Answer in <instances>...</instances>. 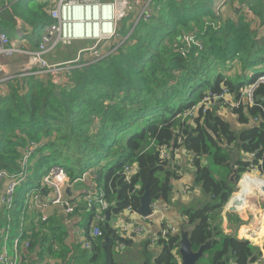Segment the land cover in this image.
I'll return each mask as SVG.
<instances>
[{
	"label": "trees",
	"instance_id": "trees-1",
	"mask_svg": "<svg viewBox=\"0 0 264 264\" xmlns=\"http://www.w3.org/2000/svg\"><path fill=\"white\" fill-rule=\"evenodd\" d=\"M26 1L15 6L22 17ZM212 1L152 0L154 13L149 19L129 13L117 31L124 42L113 45L100 60L74 63L60 77L65 83L55 85L49 75H32L23 84L11 82L0 97V169L18 170L27 143L45 137L48 141L37 153H53L48 159L41 157L36 168L57 159L55 154L63 155L65 161H60L68 177L73 180L93 173L92 180L103 189L112 216H117L127 208L136 212L145 184L152 202L169 199L171 183L179 178L177 165L173 158L161 161L158 152L164 145L173 151L181 137L183 147L192 154L193 186L200 192L199 198L182 209L183 229L190 230L193 251L210 242L197 264H264L258 247L236 238L242 222L234 214L227 215L230 233L225 234L221 226V213L242 175L256 167L264 176V86L254 91L253 105L242 102L228 110L242 125L240 130H234L212 107L184 117L207 93H218L222 86L235 99H242L239 89L254 83L261 73L241 84L226 79V65L237 56L243 70L264 65V35L251 28L250 15L222 20L212 11ZM241 3L264 24L263 0ZM47 10L46 3H37L34 10L29 9L31 20L39 18L46 27L52 22ZM4 11L10 21L12 15ZM3 24L1 20L0 29ZM184 34H192L196 43L183 56ZM235 149L245 159L235 162L237 174L231 182L230 155ZM126 165L139 169L129 183L122 175ZM34 176L25 188L32 185ZM248 179L260 189L261 182L248 176L241 181V189L250 191ZM80 216L88 241L83 245L89 248L74 239L65 244L67 226L50 220L43 225L47 232L31 235L28 252L36 255L22 264H117L116 244L134 246L131 239L120 238L111 223L98 225L102 237H91L92 213ZM178 236L159 239L157 255L151 250V238H145L136 251L141 260L136 264H178Z\"/></svg>",
	"mask_w": 264,
	"mask_h": 264
},
{
	"label": "built area",
	"instance_id": "built-area-1",
	"mask_svg": "<svg viewBox=\"0 0 264 264\" xmlns=\"http://www.w3.org/2000/svg\"><path fill=\"white\" fill-rule=\"evenodd\" d=\"M113 1V4L105 0L97 4L92 3L91 0H59L53 3L47 10V15L52 22L43 28L36 49L31 52L14 47L7 35L0 32V97L4 96L8 90L6 86L8 78L5 74L4 65L1 62L2 58L9 59L15 55H23L26 70L19 74L35 75L43 78L49 75L52 83L55 85L65 83L66 81V79L61 80L59 76L61 65L74 64L79 61L89 63L102 59L105 56L102 48L107 47V42L117 36L120 21L127 17L129 13H132L134 6L137 5V2H133L132 4V2H127L126 0ZM215 12L220 14L217 10ZM141 16L145 17V12L142 15L139 14V17ZM149 18V14H147L144 20ZM84 40H91L92 43L78 51L77 59L64 64L50 65L48 63L46 57L56 47ZM182 42L184 47L181 48L180 53L184 56L190 46L196 42L192 34H184ZM259 86H264V74L258 76L254 83L240 90L242 93L241 100L235 99L228 88L222 86L218 93H207L196 106L191 107L184 113V117H194L198 111L202 110L205 112L216 103L222 109L225 107L236 108L242 102L253 105V94ZM254 121L256 122L257 119H254ZM41 144L43 145L41 141H29L27 143L21 152L18 170L9 171L7 169H0V236L5 235L3 247L0 249V264H22L28 261V256H31L28 252L31 246L30 237L34 231L39 232V230L27 229L25 227V217L27 214L33 213L37 222L45 224L51 216H59L64 219L76 216L77 219H80L79 216L81 214H89L91 212L92 226L90 225L89 229L90 236L93 238L103 236L101 229L95 223L105 221L104 212L109 208V204L105 200L103 189L92 180V176L89 177L90 184L88 188H85L83 185L86 183V177H79L72 182L62 167L53 166L47 170L46 174L38 182L25 188L28 178L33 176L34 163L38 156L39 145ZM181 150H183V140L177 141V148L173 151L169 146L164 145L159 148L158 152V157L161 161H168L173 156L177 165L176 173L178 177L180 159L176 157ZM192 160L193 158H190L189 162L192 163ZM138 171L139 169L135 165L124 166L122 170L124 181L129 183ZM251 172L257 173L264 181V176L258 174L256 167H253L249 171V173ZM244 176L249 175L245 173ZM242 180H240V183ZM75 184L80 185L81 188L76 190ZM23 188H25L22 192L24 203L17 209L14 195ZM95 188H99L100 190H94ZM67 189L71 191L72 195H67ZM78 191H83L85 194L80 195L77 193ZM155 203L152 208L153 216L142 219L143 221L153 219L155 214H160V210L157 209ZM77 209H80V211ZM6 213H14L18 215V218H4ZM125 213L136 215L129 208L126 209ZM117 219L118 222H116L113 228L120 238L131 239L144 233L142 227H135L133 226L134 223L126 222L123 215L118 216ZM20 220H22V233L18 234L16 224ZM263 223L264 208L258 214L256 223L245 229V234L252 238L264 236ZM236 232H240V229H237ZM176 233H178V229L172 227L162 217L160 229L156 234L158 236L150 237L151 243L153 245L159 239L166 240L168 239V235ZM78 235L79 232L77 231L76 236ZM87 243V238L84 236L80 244L84 248H89V245H83ZM252 243L255 244L256 241ZM54 248L56 249V247ZM125 248L122 242H118L115 246L117 252ZM35 255L36 252L33 253V256ZM260 260L264 262V251H262ZM47 263L53 264L50 261ZM35 264L44 263L36 261Z\"/></svg>",
	"mask_w": 264,
	"mask_h": 264
},
{
	"label": "crops",
	"instance_id": "crops-1",
	"mask_svg": "<svg viewBox=\"0 0 264 264\" xmlns=\"http://www.w3.org/2000/svg\"><path fill=\"white\" fill-rule=\"evenodd\" d=\"M21 1L22 0L20 1L19 0H0V21L1 20L4 21V24H3L4 29L1 28L0 32H3L7 35V37L10 39L14 47L19 48L26 52H31L36 49L37 42L39 39V33L37 35H34L36 32V28L46 25L47 23H45L39 18L38 20H31L30 15L27 16L25 13L23 14L24 15L23 17L20 16L21 11L18 8H15V6ZM56 1L57 0H49L46 2V0H40L39 4L46 3L47 8H48ZM214 2H217V3H214ZM146 4L148 5L147 7L149 8V10L151 11L149 13V17H151V15L154 13V11L150 9L152 0H147V2L145 1L144 5ZM212 4L218 6L216 10L219 11L222 20L230 19V20L235 21V19L240 15L242 16L244 14L250 15L251 28L254 31L258 32V35H264V24L259 23L258 19L250 11V8L245 5L246 3L242 4L241 0H213L211 5ZM4 10H8L9 14L12 15V18L10 19V21H7L8 15L6 14V11ZM134 11L135 10H133V12ZM136 15L138 17L139 14H136ZM29 30H33L34 33L33 31H29ZM35 36H37V41H35ZM78 43L80 42L75 43V46L77 49H83L86 47V46L85 47L82 46L83 47L82 48L80 46L81 43L80 44ZM60 50H62V47H60ZM55 52H52L47 56V57L50 56L49 57L50 63L53 62L51 60V57H53ZM64 54L65 56L60 55V57H57V60H60L62 59V57H65V60L67 59V61L64 63H67V62L72 61L75 56V52L72 49H66L64 51ZM15 59H19V61H13ZM1 62L4 65L5 74H6V77L8 78V81L6 82L7 87L9 86L11 82H14V80L19 81L21 84H23L24 79L32 76V75H21V74L17 75L16 73L17 66H24L25 59L23 55L21 56L15 55L9 59L2 58ZM57 63H60V62H57ZM12 65H15L16 67V71L14 73H10ZM52 65H55V64H52ZM70 68L71 66L62 67L60 69L61 72L59 76L63 78L65 75H67L66 72ZM225 69L226 70L223 72V75L225 76L226 79L232 80L233 83H235L238 79L243 78L245 76L251 77L254 75H259L260 73L264 74V65L262 64L259 65L257 68L243 70L242 63L240 59L238 58V56L232 62L227 63ZM56 77L58 76L56 75ZM246 87L248 86H244L240 88L239 90H242ZM244 103L247 104V102H244ZM216 113L217 115L221 116L225 120L229 121L232 124V127L234 130H240L243 128L242 125H240L237 122L236 117L233 114H230L228 110H223L222 108H220ZM41 142H42V139H41ZM186 154L187 152L184 149L179 151V153L177 154L176 158L180 159L179 167H178L179 168V178L172 181L171 183V194H170L169 199L167 201L160 200L155 203L156 207H158L157 209L160 210V214H155V217L153 219H150L147 221H143L137 214L135 215L132 213L129 214V213L122 212L121 214L117 216H112L111 221L109 222L112 224V226H115L117 217L123 215V218L126 222L134 223L133 226L141 225L144 228V233L142 235L134 236L131 238V241L133 242V245L136 246L137 250L138 249L140 250L139 245L145 238L153 237L155 233L157 234L161 226L162 217L165 218L172 227L179 229L180 225L186 221L184 216L182 215L183 207L192 203L194 198L200 197L199 190L193 186V173H192L193 167H192V163L189 162L190 158L187 159ZM205 162L206 161H204V163ZM183 166L185 167V170H182ZM251 173H254V172H251ZM89 177H91V174L89 175ZM248 177L253 178L251 176H248ZM259 180L263 181L262 179H259ZM248 183H249L250 191L245 192V193H241L240 191L239 193L236 194L234 198L235 201H239L241 203V206H238L235 212H229L228 210L229 206H227L229 202L226 204L225 208L223 209L221 213V218H222L221 226L225 234L230 233L231 226L228 221L227 215L230 213L234 214L242 222V224L238 228L240 229V232L235 233L236 238L238 240L248 241L254 247H258L262 255V251H264V236L259 237V238H252L248 236L247 234H245V229L248 228L250 225L256 223L258 214L264 208V193H262V191L259 188H257V186H254L253 179H248ZM89 184H90V181L88 178L86 180L85 186L88 187ZM253 188L257 189L259 193H250ZM79 192L81 191H78L77 193L80 194ZM248 194H250L249 197H248ZM26 218H27V225L29 221L31 220L33 221V226L30 229L39 230V232L42 231V229H44L43 232H47V229L43 227L44 224L37 222L33 213L27 214ZM57 218H60L61 223L67 226V229L69 231V237H68L69 243H72L75 240L77 230L80 228L79 226L85 220L83 219L82 216H80V219H77L76 216L70 217L68 219H64L59 216H51L47 223H49L50 220L51 221L55 220L57 222ZM91 222H90V225H91ZM39 232L34 231L33 233H39ZM255 241L256 243L253 244L252 242H255ZM151 250L153 251L154 254L157 255L160 251V246L157 243H155L151 245ZM259 259H261V256ZM137 261L138 262L141 261L139 257H137ZM135 262H136V258L134 261H131L130 264H133Z\"/></svg>",
	"mask_w": 264,
	"mask_h": 264
},
{
	"label": "rangeland",
	"instance_id": "rangeland-1",
	"mask_svg": "<svg viewBox=\"0 0 264 264\" xmlns=\"http://www.w3.org/2000/svg\"><path fill=\"white\" fill-rule=\"evenodd\" d=\"M47 1H49V0H46V2ZM58 1V0H57ZM104 0H91V2L92 3H94V4H97V3H99V2H103ZM105 1H107L108 3H111V4H113L114 3V1L113 0H105ZM127 2H132V4H133V2H137V5L136 6H134V12L132 13L133 15H136V14H140V15H142L144 12H145V17H146V15L147 14H149L151 11L149 10V8L147 7L148 5H144V2L146 1L147 2V0H126ZM39 3L40 2V0H27L24 4H23V9L25 10V14L27 15V16H29L30 15V11L31 10H34V8L37 6V3ZM145 6V7H144ZM29 9H30V11H29ZM213 11V10H212ZM214 12V11H213ZM136 17H137V15H136ZM123 20V19H122ZM121 23V22H120ZM119 26V25H118ZM29 31H33V30H29ZM40 31H42V29H41V27H38V28H36V32H35V34L34 35H37V33H39ZM33 33H34V31H33ZM124 40H125V38H122L121 36H116V37H114L113 39H111L110 41H108L107 42V47H103L102 48V52H106L107 50H110V48L113 46V45H115V44H122L123 42H124ZM76 43V42H75ZM75 43H72V44H70V45H72V46H70V45H68V46H60V47H62V50H60V47H56L55 49H54V51L53 52H55L54 53V55H53V57H51V60L53 61L52 63H50L49 61H50V59H49V57H47V61H48V63L51 65V64H64V62H66L67 61V59L65 60V57H62V59H60V60H57V57H60V55L62 56H65V54H64V51L66 50V49H72L74 52H75V56H74V58H73V60H75V59H77V53H78V51H80V49H77L76 48V46H75ZM81 43V47L82 46H88V45H90L91 43H92V41H90V40H87V41H82V42H80ZM80 43H78V44H80ZM83 48V47H82ZM78 50V51H77ZM63 60H65V61H63ZM72 60V61H73ZM13 61H19V59H15V60H13ZM57 62H60V63H57ZM19 64H20V62H19ZM65 66H75L74 64H68V65H61V67L60 68H62V67H65ZM24 70H26L25 69V67L24 66H17V75L19 74V73H21L22 71H24ZM16 71V67H15V65H12V67H11V70H10V73H14ZM249 78H250V76H245V77H243V78H240V79H238L237 81H236V84H241V83H245V82H247V81H249ZM51 137H54L55 138V136L53 135V136H51ZM47 139H45V137L42 139V143H47ZM44 144V145H45ZM44 145H39V149H38V151L40 150V148H42ZM183 149L186 151V149L183 147ZM187 152V154H186V157H187V159L188 158H192V156H191V153H189L188 151H186ZM53 152H51V153H44V154H42V155H38L37 157H36V159H35V163H34V172H33V175H34V173H35V176H34V178H33V180H32V183L31 184H35L36 182H38L45 174H46V172H47V170L49 169V168H51V167H53V166H57V167H63V163L60 161V160H62V161H65V159H64V156L63 155H60V154H55V156H56V158L58 159H52V160H50V161H47L46 163L44 162L43 163V165H41V166H39V168H36V165H37V163H38V161H39V159L41 158V157H45V159H48V158H50V156H51V154H52ZM188 154H189V156H188ZM182 170H185V167L183 166V168H182ZM91 174V173H90ZM90 174H88V173H85L84 175H82V176H80V177H86V179H88L89 178V175ZM246 174H248L249 176H251V177H253V178H257V179H262L263 180V178H261V177H259L258 175H255V174H257V173H246ZM245 176H244V174L242 175V177H241V179L240 180H242V178H244ZM79 178V177H78ZM77 179V178H76ZM76 179H73V180H71L72 182L73 181H75ZM85 188H88V187H86L85 186V184L83 185ZM241 186H240V181L237 183V185H236V192L234 193V194H237V193H239L240 191H242V193H245V190L244 189H241L240 188ZM79 188H81L80 187V185H78V184H75V189L76 190H78ZM250 193H259V191L257 190V189H255V188H253L252 189V191L250 192ZM250 196V194H248V197ZM14 200H15V203H16V208L17 209H19L22 205H23V203H24V197H23V194L21 193V191H18L15 195H14ZM158 208V207H157ZM116 222H118V219H117V221ZM57 223H61V221H60V218H57ZM85 225V223L84 222H82L81 223V225L78 227L79 229L77 230L78 232H79V235L78 236H75V240L77 241V244H80V242H82L83 241V238H84V226ZM16 226L18 227V229H17V233L18 234H20V233H22V230H21V227H22V220H20L19 222H17V224H16ZM33 226V221L31 220V221H29L28 222V225H27V218L25 217V227L27 228V229H30L31 227ZM35 230V229H34ZM50 235V234H49ZM154 236L156 237V233L154 234ZM1 237V236H0ZM3 243H4V238H0V249H2V247H3ZM65 244H69V239H68V237L65 239ZM9 251H10V248H9ZM137 251V249H136V246H132V247H130V248H125L124 250H121V251H115L116 252V256H115V258H116V262H117V264H126L127 262H129L128 264H130V262L131 261H134L135 260V258H136V262L135 263H137L138 261H137V253L138 252H136ZM31 256H28V259L27 260H29V258L30 257H32L33 256V252H31V253H29ZM135 263H133V264H135Z\"/></svg>",
	"mask_w": 264,
	"mask_h": 264
},
{
	"label": "water",
	"instance_id": "water-1",
	"mask_svg": "<svg viewBox=\"0 0 264 264\" xmlns=\"http://www.w3.org/2000/svg\"><path fill=\"white\" fill-rule=\"evenodd\" d=\"M135 27V24L132 28L131 31H133ZM89 46V45H88ZM55 95H58L57 92H55ZM220 109V106L218 103L212 105V110L217 112ZM191 137V132L188 134V136L186 137V139L184 140V144L186 145L189 141ZM173 156H171L170 159H172ZM240 159V160H244L245 156L243 154H240L238 152L237 149H235L234 151H232L231 155H230V161H231V169H232V175L230 176L229 180L232 182L237 174L236 169L234 168V164L235 162ZM249 173V171H248ZM93 175V173H91V176ZM143 194L139 197V206L136 210V214L141 218V219H146L151 217V215L153 214V206L155 202H152V199L149 197L148 194V190H147V184L144 185L143 187ZM67 195H72L71 191H69L68 189L66 190ZM234 195L236 194H232L231 198L229 199V204L227 206L229 212H235L238 206H241V203L239 201H235L234 200ZM104 216H105V223L108 224L111 221L112 218V208H108L105 212H104ZM183 225L184 223H182L178 229V248H177V255L178 257H176L178 264H197V262L199 260H201L204 256V249L207 248L210 244V242L205 243L204 245L200 246L199 249L197 251H193L192 250V245L189 239V231L190 230H184L183 229Z\"/></svg>",
	"mask_w": 264,
	"mask_h": 264
},
{
	"label": "bare ground",
	"instance_id": "bare-ground-1",
	"mask_svg": "<svg viewBox=\"0 0 264 264\" xmlns=\"http://www.w3.org/2000/svg\"><path fill=\"white\" fill-rule=\"evenodd\" d=\"M59 1V0H58ZM58 1H56V2H58ZM212 8H213V11H216V9L218 8V6H216V5H214V4H212ZM85 41H87V40H85ZM91 41V40H90ZM75 43V42H74ZM60 46H68V45H60ZM240 94L242 95V93H241V91H240ZM196 106V105H195ZM211 108V107H210ZM230 109H232V108H230V107H225V108H223V110H230ZM181 139V137L178 139V141ZM126 166H128V165H126ZM257 180H259V179H257ZM261 183H260V189H261V191H262V193H264V181H261V180H259ZM94 190H100V189H94ZM85 193L83 192V191H81V193H80V195H84ZM228 205V204H227ZM151 216H153V214L151 215ZM14 217L15 218H18V215H16V214H14V213H6L5 215H4V218H10V219H14ZM106 221H103V222H96L95 224L96 225H103L104 223H105ZM135 227H142L141 225H135ZM143 228V227H142ZM144 229V228H143ZM172 235H174V234H172ZM156 236H158V235H156ZM170 235H168V237H169ZM5 237V235H2L0 238H4Z\"/></svg>",
	"mask_w": 264,
	"mask_h": 264
}]
</instances>
